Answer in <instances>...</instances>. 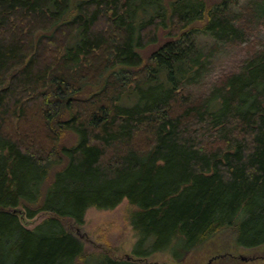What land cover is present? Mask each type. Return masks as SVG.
<instances>
[{
  "label": "trees",
  "instance_id": "16d2710c",
  "mask_svg": "<svg viewBox=\"0 0 264 264\" xmlns=\"http://www.w3.org/2000/svg\"><path fill=\"white\" fill-rule=\"evenodd\" d=\"M168 1L0 0V264H148L88 253L64 224L124 199L137 256L226 228L264 244V0ZM56 127L77 142L58 150Z\"/></svg>",
  "mask_w": 264,
  "mask_h": 264
},
{
  "label": "rangeland",
  "instance_id": "374dc122",
  "mask_svg": "<svg viewBox=\"0 0 264 264\" xmlns=\"http://www.w3.org/2000/svg\"><path fill=\"white\" fill-rule=\"evenodd\" d=\"M217 1L219 0L210 1L209 5ZM205 22L206 20L195 22L190 27H200ZM169 30V28L160 29L157 41L144 48H138L145 61L164 42L172 38L169 35ZM243 54V50L232 48L229 53L217 59L220 70L233 68ZM97 89V86L85 87L77 97L86 99L90 93ZM200 90L202 89L197 88V90L192 89L191 91L196 93ZM63 116L68 117V114L64 113ZM56 130L59 132L58 150L61 151L64 146H71L77 142L78 136L75 132L62 130L58 127ZM66 162L67 159L64 157L61 166L54 168L53 173L62 168ZM52 178L53 175H51L50 181L53 180ZM19 207L23 209L22 206ZM135 210L136 207L124 199L113 209L89 208L84 224H77L69 218H63V221L68 230H71L83 241L88 253L104 252L116 259H131L148 264H264V244L257 247L240 245L238 234L233 228L223 229L179 258L172 253L171 249L154 252L147 256H137L134 250L138 237L130 219ZM49 215L48 212L42 211L34 218H28L25 214L21 216L23 223L27 227L33 228Z\"/></svg>",
  "mask_w": 264,
  "mask_h": 264
},
{
  "label": "water",
  "instance_id": "95a60500",
  "mask_svg": "<svg viewBox=\"0 0 264 264\" xmlns=\"http://www.w3.org/2000/svg\"><path fill=\"white\" fill-rule=\"evenodd\" d=\"M14 212L21 213V210H19L18 208H16V209H14Z\"/></svg>",
  "mask_w": 264,
  "mask_h": 264
}]
</instances>
